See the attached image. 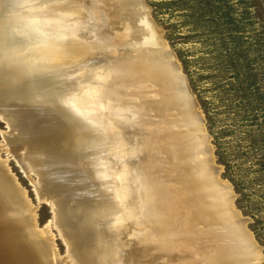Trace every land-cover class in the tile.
<instances>
[{
    "label": "bare ground",
    "instance_id": "obj_1",
    "mask_svg": "<svg viewBox=\"0 0 264 264\" xmlns=\"http://www.w3.org/2000/svg\"><path fill=\"white\" fill-rule=\"evenodd\" d=\"M106 8L93 0H0L5 137L26 174L37 177L39 199L53 206L68 245L60 257L0 160V264H193L186 260L193 238H184L171 189L154 174L156 157L142 162L141 137L154 123L144 83H161L162 68L142 69L111 51L108 32L99 29L103 13L114 17L113 6ZM88 83L98 88L89 92ZM220 194L218 211L204 214L218 225L231 221L228 234L253 252L227 210L229 194Z\"/></svg>",
    "mask_w": 264,
    "mask_h": 264
},
{
    "label": "rangeland",
    "instance_id": "obj_2",
    "mask_svg": "<svg viewBox=\"0 0 264 264\" xmlns=\"http://www.w3.org/2000/svg\"><path fill=\"white\" fill-rule=\"evenodd\" d=\"M145 3L197 98L221 178L232 186L236 209L250 220L248 227L264 256V0ZM8 133L0 115V160L24 190L37 227L48 228L64 258L68 245L53 206L39 199L38 179L26 174L11 153Z\"/></svg>",
    "mask_w": 264,
    "mask_h": 264
},
{
    "label": "water",
    "instance_id": "obj_3",
    "mask_svg": "<svg viewBox=\"0 0 264 264\" xmlns=\"http://www.w3.org/2000/svg\"><path fill=\"white\" fill-rule=\"evenodd\" d=\"M93 1L104 9L109 8V5L113 6L114 17L103 13L104 20L99 29L108 32L113 43L111 51L117 57L142 69L155 71L162 68L161 83L153 80L144 83L147 89L144 90L143 103H150L145 110L148 113L147 118L154 123L153 133H149V126L148 132L143 131L147 133L146 136L144 134L141 137L146 139L142 146L144 150L141 149L145 156L142 157V162L149 166L150 161L147 158L153 154L157 159V168L151 165L154 174L159 179L164 178V184L171 189L178 208L177 213L181 218L179 225L187 232L184 238H193L190 239V244L194 251L187 255V262L262 264L264 256L248 227L250 220L236 209L237 196L232 186L228 183L229 188L225 186L226 181L221 178L222 168L216 164L212 137L207 133L197 98L176 54L169 48L160 28L152 20L145 0ZM93 29L98 30L95 26ZM167 69L170 72L172 69L173 72L169 73ZM93 84L95 83L87 84V91L98 88L97 85L92 86ZM102 86L100 83L99 87ZM134 89L133 92H142ZM131 98H136L137 104H142L143 99L137 96ZM135 138L140 139L136 136ZM173 141H177L180 147L179 156L171 148L175 143ZM139 142V147H136L138 152L141 140ZM6 168L9 169L7 164ZM221 189L229 194L227 210L233 216L236 227L252 242L253 252L239 249L242 247L236 245L231 230L228 234L233 224L231 221L227 220V224H224L218 220V225L204 214L205 210L213 213L218 211ZM183 251L186 252L187 249Z\"/></svg>",
    "mask_w": 264,
    "mask_h": 264
}]
</instances>
